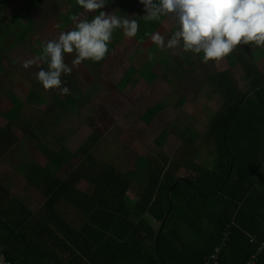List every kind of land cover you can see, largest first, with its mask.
I'll return each instance as SVG.
<instances>
[{"label": "trees", "instance_id": "obj_1", "mask_svg": "<svg viewBox=\"0 0 264 264\" xmlns=\"http://www.w3.org/2000/svg\"><path fill=\"white\" fill-rule=\"evenodd\" d=\"M63 1L68 16L60 26L83 11L76 0ZM36 2L28 0L26 9L32 11ZM3 7L5 2L0 0V41L10 34L19 40L35 21L32 17L18 29L6 26L1 15ZM106 9L105 5L89 14L88 20ZM128 10L125 6L121 14ZM167 18L151 22L143 19L133 38L116 29L111 43L136 39L152 53L157 46L148 38ZM177 29L174 22L171 35ZM228 57L240 66L248 89L244 92L238 87L232 66L218 72L204 68V78L213 82L221 100V109L199 142L209 144L211 163L205 159L181 171L159 165L151 170L146 182H140L125 177L112 165L95 166L90 153L92 143L84 141L71 151L61 136L38 139L36 149L47 162L67 164L72 171L58 180L44 165H27L26 182L35 189L42 188L43 213L23 201L13 202L12 192L0 181V255L4 262L247 264L255 255L253 264H264V47L240 45ZM91 62L99 67L103 60ZM154 64L151 57L141 67L149 84L158 76ZM205 65L212 67V62ZM4 70L0 63V78ZM57 101L64 112L78 117L76 99ZM156 114L149 107L144 119L150 120ZM6 115L0 125V157L17 138L12 132L16 122L9 113ZM187 138L191 143L196 141L197 132ZM98 139L95 135L93 143ZM136 164L143 170L147 158L139 157ZM61 204L68 209L66 213L59 208ZM182 228L187 229L184 236Z\"/></svg>", "mask_w": 264, "mask_h": 264}, {"label": "rangeland", "instance_id": "obj_2", "mask_svg": "<svg viewBox=\"0 0 264 264\" xmlns=\"http://www.w3.org/2000/svg\"><path fill=\"white\" fill-rule=\"evenodd\" d=\"M27 1L4 0L1 14L3 24L16 29L32 17L35 21L19 40L10 34L0 41V63L5 69L4 77L0 78V125L4 113L5 116L9 113L16 122L12 132L17 136L13 146L0 157V181L9 187L13 202L20 199L40 212L44 206L42 188L35 189L26 182V167L30 163L44 165L58 180L65 179L72 171L67 164L47 162L37 151L36 143L44 136H61L71 151L84 141L92 143L90 153L95 166L112 165L125 177L140 182H146L151 170L159 165L181 171L190 163L205 159L212 162L209 144L199 142L221 109V100L213 82L204 78V68L218 72L232 66L238 87L246 92L244 73L233 58L211 61L209 67L203 63L202 53L184 52L182 45L175 49L156 48L151 53L136 39L109 43V52L101 66L85 60L72 73L62 74V87L67 86L70 94H62L60 89L45 91L36 79L37 67L26 69L23 64L41 56L46 43L57 39L60 32L72 30L75 21L59 25L68 16V6L63 0H37L32 11L26 9ZM125 1L106 0L104 12L135 19L140 25L146 15L143 4L140 0ZM125 6L129 10L121 14ZM89 14L82 11L75 16L87 18ZM174 22L168 17L156 31L161 35L167 31L163 35L165 41L171 37ZM150 57L155 59L152 68L158 75L152 84L141 74V67ZM74 58L65 54V63L72 66ZM41 67L47 69V64ZM69 97L76 99L78 117L64 112L57 101ZM149 107L157 114L145 120ZM193 132H197L198 143L187 138ZM95 135L99 139L93 143ZM141 156L147 158L143 170L136 164ZM62 207L63 204L59 206ZM62 209L64 213L68 211ZM180 233L186 235L187 229L182 228Z\"/></svg>", "mask_w": 264, "mask_h": 264}, {"label": "clouds", "instance_id": "obj_3", "mask_svg": "<svg viewBox=\"0 0 264 264\" xmlns=\"http://www.w3.org/2000/svg\"><path fill=\"white\" fill-rule=\"evenodd\" d=\"M76 3L84 13H94L105 7L106 0H76ZM140 3L146 13L145 22L161 17H171L177 22L178 29L167 41L159 32L151 35L157 48L175 49L182 45L184 52L202 53L207 64L225 59L240 45L264 47V0H140ZM71 19L75 21L72 30L60 32L57 39L46 43L41 56L23 64L26 69L37 67L36 79L45 91L60 89L62 94H70L67 86L62 87V74L72 73L85 60H104L114 30L122 29L127 38L135 37L139 30L135 19L104 11L91 20L75 15ZM65 54H75L72 66L65 63ZM44 63L47 69L41 67ZM3 260L0 255V262Z\"/></svg>", "mask_w": 264, "mask_h": 264}, {"label": "built area", "instance_id": "obj_4", "mask_svg": "<svg viewBox=\"0 0 264 264\" xmlns=\"http://www.w3.org/2000/svg\"><path fill=\"white\" fill-rule=\"evenodd\" d=\"M211 257H212V258H215V257H216V254H213ZM254 258H255V255H252V256L250 257V259L248 260L247 264H253V263H254ZM3 262H4V260H3ZM4 263H5V262H4ZM5 264H9V263H5Z\"/></svg>", "mask_w": 264, "mask_h": 264}, {"label": "crops", "instance_id": "obj_5", "mask_svg": "<svg viewBox=\"0 0 264 264\" xmlns=\"http://www.w3.org/2000/svg\"><path fill=\"white\" fill-rule=\"evenodd\" d=\"M6 185V184H5ZM6 187L9 189V187L6 185ZM10 190V189H9ZM20 201H22V200H20V199H18L17 201H15V202H20Z\"/></svg>", "mask_w": 264, "mask_h": 264}, {"label": "water", "instance_id": "obj_6", "mask_svg": "<svg viewBox=\"0 0 264 264\" xmlns=\"http://www.w3.org/2000/svg\"><path fill=\"white\" fill-rule=\"evenodd\" d=\"M0 264H5L4 262H0Z\"/></svg>", "mask_w": 264, "mask_h": 264}]
</instances>
